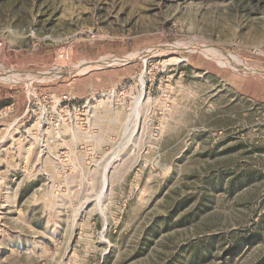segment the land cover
<instances>
[{"label": "rangeland", "instance_id": "1", "mask_svg": "<svg viewBox=\"0 0 264 264\" xmlns=\"http://www.w3.org/2000/svg\"><path fill=\"white\" fill-rule=\"evenodd\" d=\"M0 102V264H264V0H0Z\"/></svg>", "mask_w": 264, "mask_h": 264}, {"label": "trees", "instance_id": "2", "mask_svg": "<svg viewBox=\"0 0 264 264\" xmlns=\"http://www.w3.org/2000/svg\"><path fill=\"white\" fill-rule=\"evenodd\" d=\"M2 102H0V106H1Z\"/></svg>", "mask_w": 264, "mask_h": 264}, {"label": "bare ground", "instance_id": "3", "mask_svg": "<svg viewBox=\"0 0 264 264\" xmlns=\"http://www.w3.org/2000/svg\"><path fill=\"white\" fill-rule=\"evenodd\" d=\"M107 65H109V64H107Z\"/></svg>", "mask_w": 264, "mask_h": 264}]
</instances>
